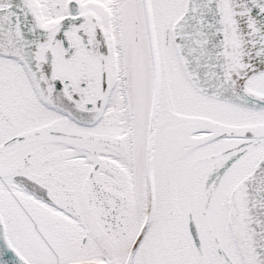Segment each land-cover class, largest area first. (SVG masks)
I'll return each instance as SVG.
<instances>
[{
  "label": "snow or ice",
  "instance_id": "obj_1",
  "mask_svg": "<svg viewBox=\"0 0 264 264\" xmlns=\"http://www.w3.org/2000/svg\"><path fill=\"white\" fill-rule=\"evenodd\" d=\"M0 264H264V0H0Z\"/></svg>",
  "mask_w": 264,
  "mask_h": 264
}]
</instances>
